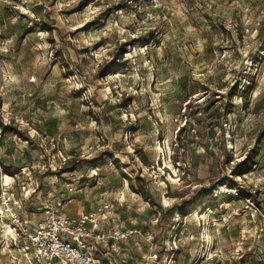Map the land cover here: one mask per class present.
Here are the masks:
<instances>
[{"label":"rangeland","instance_id":"obj_1","mask_svg":"<svg viewBox=\"0 0 264 264\" xmlns=\"http://www.w3.org/2000/svg\"><path fill=\"white\" fill-rule=\"evenodd\" d=\"M0 117V264L101 202L98 264H264V0H0Z\"/></svg>","mask_w":264,"mask_h":264},{"label":"built area","instance_id":"obj_2","mask_svg":"<svg viewBox=\"0 0 264 264\" xmlns=\"http://www.w3.org/2000/svg\"><path fill=\"white\" fill-rule=\"evenodd\" d=\"M97 206L96 211L76 216L50 212L36 222L29 234L35 258L42 264H98L90 252L91 242L107 245L138 233L136 228L103 231L102 223L108 219L111 209L104 202Z\"/></svg>","mask_w":264,"mask_h":264},{"label":"trees","instance_id":"obj_3","mask_svg":"<svg viewBox=\"0 0 264 264\" xmlns=\"http://www.w3.org/2000/svg\"><path fill=\"white\" fill-rule=\"evenodd\" d=\"M5 125L3 124V121H2V119H1V117H0V129L1 130H5ZM18 133V132H17Z\"/></svg>","mask_w":264,"mask_h":264}]
</instances>
